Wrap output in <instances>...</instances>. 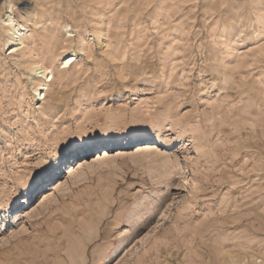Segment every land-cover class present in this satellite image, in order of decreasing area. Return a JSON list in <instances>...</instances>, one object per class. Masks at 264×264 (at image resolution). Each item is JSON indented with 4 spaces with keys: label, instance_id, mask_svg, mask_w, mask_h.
<instances>
[{
    "label": "rangeland",
    "instance_id": "374dc122",
    "mask_svg": "<svg viewBox=\"0 0 264 264\" xmlns=\"http://www.w3.org/2000/svg\"><path fill=\"white\" fill-rule=\"evenodd\" d=\"M0 264H264V0H0Z\"/></svg>",
    "mask_w": 264,
    "mask_h": 264
},
{
    "label": "bare ground",
    "instance_id": "6f19581e",
    "mask_svg": "<svg viewBox=\"0 0 264 264\" xmlns=\"http://www.w3.org/2000/svg\"><path fill=\"white\" fill-rule=\"evenodd\" d=\"M10 19L8 20L7 22V25L9 26L8 29H7V42L10 43V42H14L13 46L11 47H15L17 48V50L19 49V45H22L24 43V34H25V30H26V26H24L25 24H18V23H15V20L13 19V17H9ZM27 32V31H26ZM17 41V43H15ZM7 44V43H6ZM10 47V48H11ZM11 53H13L11 51ZM72 54V57L74 58L73 59V62L76 60V58L74 57V54ZM68 54H64V57H63V62L66 63V60H65V57L67 56ZM52 57V56H51ZM62 57V56H61ZM55 61V57L52 58V59H49L47 61H45V64L42 65L39 63V61H34L33 64H32V71L37 75L38 78H41L39 79V81H37V85L35 87V91L37 94H39V96L42 95L43 93V97L45 98V92H43L44 90H47L48 89V85H49V82L52 81L53 79V76H52V70L50 69V66L51 65H46L47 63H53ZM73 64V63H72ZM72 64H70L68 67H70ZM52 76V79L51 80H48L46 77L47 76ZM40 85H43V90L41 91L40 89ZM56 115V114H55ZM56 119V118H54ZM156 133H160V132H154V133H151L150 135L153 136V138H158V135ZM139 136V134L137 135ZM134 138H126V139H122V140H116V141H113L111 143H114V142H123V141H132ZM159 140V139H158ZM100 141V140H99ZM111 143H108V147L107 148H104V154H101V153H97L99 154V157L101 156H109L111 154L112 151H109V145ZM106 144V143H105ZM148 144V145H147ZM151 144H154V143H142L140 144V147L143 148V149H146L148 147L151 146ZM97 145H102V142H100L99 144ZM149 150V149H147ZM80 154V153H79ZM57 160V159H56ZM62 166V165H61ZM67 168L68 169V172L67 173H71L75 170V166H72V165H69ZM54 173V172H53ZM65 173V172H64ZM53 175V174H52ZM56 175V172L54 174V176ZM53 178V177H52ZM41 179V178H40ZM51 179V178H49ZM42 180V179H41ZM59 182V183H58ZM62 183V179L61 178H58L56 179V182H55V187L58 186V184ZM57 184V185H56ZM35 186V185H34ZM43 187V186H42ZM46 187V186H45ZM35 188V187H34ZM35 190V189H34ZM35 193V192H34ZM28 202V201H27Z\"/></svg>",
    "mask_w": 264,
    "mask_h": 264
},
{
    "label": "snow or ice",
    "instance_id": "6c2138e0",
    "mask_svg": "<svg viewBox=\"0 0 264 264\" xmlns=\"http://www.w3.org/2000/svg\"><path fill=\"white\" fill-rule=\"evenodd\" d=\"M11 47V46H10ZM12 52H17V48L11 47ZM73 57L71 52L68 53V55L65 57L66 63H63V67H68L70 64L73 63ZM48 80L52 79V76H47L46 77ZM41 91L43 90V85H40ZM27 95V94H25ZM40 100H43L44 97L40 96ZM26 103L28 102L27 100L25 101ZM107 147L106 145H97L95 143H90V142H84L80 144H75V145H69L66 148L62 149V154H63V160L61 161H56L53 163L48 164L47 168L41 169V172H48L49 170L55 172L58 169H61V164L67 165L68 163H74L72 160V157L75 155L77 159H80L79 153H83L84 155H91L95 156L97 153L104 154V148ZM111 151V149H109ZM62 170V169H61ZM41 173H37V177H39ZM35 186L37 189H39L42 185L41 180H35Z\"/></svg>",
    "mask_w": 264,
    "mask_h": 264
}]
</instances>
